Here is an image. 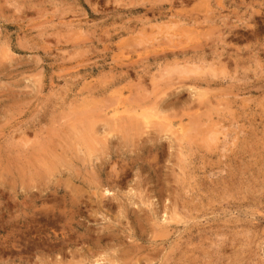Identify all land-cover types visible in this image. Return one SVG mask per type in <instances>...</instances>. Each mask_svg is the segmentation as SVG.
<instances>
[{
    "label": "rangeland",
    "instance_id": "1",
    "mask_svg": "<svg viewBox=\"0 0 264 264\" xmlns=\"http://www.w3.org/2000/svg\"><path fill=\"white\" fill-rule=\"evenodd\" d=\"M0 264H264V0H0Z\"/></svg>",
    "mask_w": 264,
    "mask_h": 264
},
{
    "label": "bare ground",
    "instance_id": "2",
    "mask_svg": "<svg viewBox=\"0 0 264 264\" xmlns=\"http://www.w3.org/2000/svg\"><path fill=\"white\" fill-rule=\"evenodd\" d=\"M87 114V113H86ZM114 118V117H113ZM124 121V120H123ZM203 124V123H202ZM83 135V134H82ZM128 138V137H127ZM60 140V139H59ZM180 140V139H179ZM91 142V141H90ZM73 144V143H72ZM73 146V145H72ZM74 147V146H73ZM44 148V147H43ZM48 149V148H47ZM40 151V150H39ZM69 151V150H68ZM80 151V150H79ZM38 152V151H37ZM82 152V151H81ZM39 153V152H38ZM41 153V152H40ZM59 154V153H58ZM40 158V157H39ZM57 158V157H56ZM62 158V157H61ZM82 158V157H81ZM83 159V158H82ZM84 160V159H83ZM40 161V160H39ZM43 161V160H42ZM42 161H40V162H42ZM60 161V160H59ZM58 161V162H59ZM82 161V160H81ZM60 163V162H59ZM81 163V162H80ZM47 165V164H46ZM68 166V165H67ZM35 167V166H34ZM54 167V166H53ZM46 168V167H45ZM48 169V168H47ZM51 169V168H50ZM43 171H45V170H43ZM84 172V171H83ZM41 173V172H40ZM73 183V182H72ZM77 193V192H76ZM106 193V192H105ZM73 196V195H72ZM58 197V196H57ZM80 198V197H79ZM76 212V211H75ZM91 258V257H90Z\"/></svg>",
    "mask_w": 264,
    "mask_h": 264
}]
</instances>
